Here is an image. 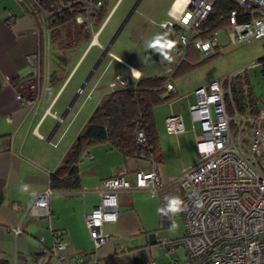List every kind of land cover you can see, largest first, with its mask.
Instances as JSON below:
<instances>
[{"label": "crops", "instance_id": "obj_1", "mask_svg": "<svg viewBox=\"0 0 264 264\" xmlns=\"http://www.w3.org/2000/svg\"><path fill=\"white\" fill-rule=\"evenodd\" d=\"M135 1L114 0L112 8L118 2V6L124 2L122 17L130 11ZM186 2L187 0H140L136 12L133 11L126 21L124 19L128 13L123 18L122 28L127 27L129 18L135 15L128 28L129 34L137 35L141 32L151 38L154 34L163 36L161 24L176 17ZM111 13L112 10L109 15ZM106 20L107 17L97 30L98 34ZM137 26L139 31L135 32ZM39 30L41 31L40 28ZM41 34V48L45 53L46 38L42 31ZM92 44L98 45L97 38H92L91 44L76 59H65L64 62L59 61L62 56L53 55L57 61H52L50 53L44 55L41 90L36 91L30 106L23 107L16 100V91L32 76L28 56L36 54L38 65V30L33 18L24 11L18 0H0V258L6 261L5 264H31L40 251L49 250L53 246L54 233L63 237L67 249L64 262L52 258V264H73L77 257L93 259L96 255L100 264H147L154 245L161 246L163 238L174 240L185 233L183 222L180 229L179 225H174V215H163L157 211L164 206L157 196L147 189L133 187L117 192L116 220L103 227L109 240L98 250L94 249L84 224V216L100 202L96 192L97 185L119 172L134 186L135 173L150 169L147 161L125 158L105 143L90 148L78 163L79 188L53 190L49 199L48 218L29 214L35 198L48 188L49 174L59 166L95 106L110 92L109 84L114 77L121 76L116 65L120 63L129 68L131 82L140 76L163 70L142 74L124 57L108 51L106 55H110L113 60L105 62V55L83 89L78 91L96 62V57L83 62L84 55ZM171 50L172 48H166L168 53L162 58L166 64ZM109 72L111 73L108 74ZM49 73L54 74L51 83L47 82ZM174 87L176 92L180 90L175 84ZM76 92V99L68 107ZM184 96H178L172 102L154 109L163 155V162L156 166V170L165 187L170 186L179 177L181 170L189 168L197 158L194 133H198L200 127L191 122L188 97L185 99ZM184 100L185 104L182 102ZM65 110L67 111L61 118ZM170 113L182 118L184 131L178 136L168 134L165 130L164 119ZM25 185L27 190H24ZM176 215L182 220L180 213ZM179 250L181 248L171 250L174 253H170L169 258H164L163 261L157 260L158 264L183 261L176 254ZM149 262L154 264L155 261Z\"/></svg>", "mask_w": 264, "mask_h": 264}, {"label": "built area", "instance_id": "obj_2", "mask_svg": "<svg viewBox=\"0 0 264 264\" xmlns=\"http://www.w3.org/2000/svg\"><path fill=\"white\" fill-rule=\"evenodd\" d=\"M32 1L46 38L45 54H49L50 48L49 25L67 12H75V23L88 30L96 40L98 32L93 31V26L102 7L101 0H59L48 9H42ZM215 1L187 0L176 17L161 24L164 36L174 43L167 60L181 58L191 41L203 57L220 53L222 46L216 33L205 38L192 37L207 19ZM232 1L242 12L231 10L226 17L228 26L225 32L229 41L250 43L264 37V0ZM28 63L32 76L16 91V100L23 107L30 106L35 99L36 54L28 56ZM159 73L170 75L172 67L165 66ZM241 73L243 70L236 74ZM231 77L226 76L194 90L196 99L188 104V112L191 122L200 127L199 132L194 133L197 158L189 168L181 170L170 186L165 187L160 182L154 166L138 170L134 186L119 172L97 185L100 202L84 216L95 250L109 240L103 227L116 220L110 218L116 217L117 192L134 187L147 189L164 205L165 197L171 196H178L184 202L185 210L180 213L184 235L174 240H163L160 244L167 251L181 248L186 257L183 261L173 260L169 264H264V109L254 117L239 115L236 111L233 117L228 116L225 94L229 93ZM125 84L126 81L117 75L109 87ZM166 90L175 92L170 78ZM187 97L184 96L185 99ZM231 122H234L233 128ZM164 127L168 134L174 136L184 131L181 116L174 113L165 117ZM135 139L139 146L144 144V131L138 129ZM52 195L53 190L49 187L43 190L33 201L29 214L48 218ZM66 249L63 237L54 233L53 246L40 251V256L31 264H52V258L64 262ZM73 264H100V260L98 255L93 259L77 257Z\"/></svg>", "mask_w": 264, "mask_h": 264}, {"label": "trees", "instance_id": "obj_3", "mask_svg": "<svg viewBox=\"0 0 264 264\" xmlns=\"http://www.w3.org/2000/svg\"><path fill=\"white\" fill-rule=\"evenodd\" d=\"M42 9H48L59 0H34ZM102 7L96 17L95 23L106 17L105 12L109 0H101ZM23 9L32 18L35 28L38 30L39 50L38 69L36 73L37 88L40 91L44 76V55L41 48L42 34L39 30L40 19L35 3L32 0L20 1ZM231 10L238 13L241 9L232 0H216L207 19L196 29V35L192 37L205 38L218 30L227 28L228 14ZM75 12L65 13L58 16L49 25V45L52 52H62L73 49L80 43L90 38V32L75 23ZM43 46V45H42ZM50 53V52H49ZM216 54L203 57L192 45L187 46L184 55L179 59L167 60L166 66L172 67V73H156L148 76H140L132 82L126 81L124 86H115L110 92L102 97L95 106L87 121L76 135L74 141L64 154L59 166L49 174V188L52 190H69L79 188L78 163L88 153L89 149L98 144H108L117 150L125 158H138L147 161L150 167H156L163 162V155L159 141V135L154 120V109L168 104L177 99L175 92H168L166 84L170 78L173 81L178 75L192 70L196 66L211 60ZM58 57L61 55L57 54ZM60 57L59 61L64 62ZM261 73L264 74V58L259 62ZM48 75V83L53 78ZM232 76V77H231ZM229 93L225 94L226 111L228 116L233 117L236 111L243 116H256L260 109H264V102L259 103L255 95L246 71L241 74L230 75ZM234 122H231V128ZM141 129L145 134V143L139 146L136 143L135 132ZM143 156V157H141ZM185 252V251H184ZM40 254L37 255V258ZM186 257V254H185ZM185 259V258H184ZM6 261L0 258V264Z\"/></svg>", "mask_w": 264, "mask_h": 264}, {"label": "rangeland", "instance_id": "obj_4", "mask_svg": "<svg viewBox=\"0 0 264 264\" xmlns=\"http://www.w3.org/2000/svg\"><path fill=\"white\" fill-rule=\"evenodd\" d=\"M113 4H114V0H110L108 3V7L105 12V15H107L106 16L107 20L104 26H102V29L97 37L99 46L97 44H92L89 47L86 54L84 55L83 62L86 61L88 62V60H90L93 57H96L97 60V58L101 54V47L105 46L114 36L123 18L128 13L127 12L124 16L121 17V15L124 13L125 10L124 2L121 3L119 6H118L119 4L118 2L114 9L112 8ZM111 10L112 13L109 15ZM106 17H103L101 20L95 23V25L93 26V31H97L101 27V24L106 19ZM135 17H136L135 15H132L129 18L130 22L128 23L127 27L121 28V30L118 32L117 36L115 37L112 45L110 46L109 51L116 52L118 53L119 56L124 57V59H126L128 63L138 68L142 74L148 72H154L156 70H160L164 68L166 62L162 58L168 53L166 51V48H161L159 50L148 48L146 42L152 40L151 36L150 37L149 35L144 36L141 32H139L137 35L133 33L132 34L128 33L129 32L128 28L131 25V23L134 21ZM142 22H144V20H142ZM138 31H139V26H137V28L135 29V32ZM156 35L157 34H154V36ZM216 36L219 41V44L222 46L220 53L211 60L206 61L196 66L192 70L184 72L181 75H178L175 78H173L174 79L173 83L177 86L178 89H180L177 92V95L178 96L189 95L187 101L189 103L195 102L196 98L193 93L195 89L205 86L212 81L219 80L226 76L236 74L240 70H244L246 71V76L248 77L249 82L253 87L255 95L259 99V103L261 104V102H264V74L261 73V66L259 64L260 60L264 58V37L257 40H253L250 43L235 44L229 41L227 33L223 29L218 30ZM91 40L92 37L90 36V38L80 43L77 47L62 52L54 53L52 52V47H51L50 57H52V61H57V58L53 57V55L57 56V54L61 55L66 60H71L70 58L76 59L91 44ZM166 41L169 40L165 37L164 40H161V44L165 43ZM198 56H199V60H203L202 55H198ZM110 57H111L110 55H106L105 62L111 59ZM116 66L118 68L117 70L120 73V75L126 81L131 82L132 78L130 77L131 71L129 70V68L120 63H118ZM110 73L111 72H109L108 74ZM112 79L113 76H111V80ZM96 92L97 91H95L94 94H96ZM95 96H97V94ZM182 102L185 104L186 100ZM185 121L187 120L185 119ZM174 220H173V222H175L174 225H179V228L181 229L183 221L181 220L180 216L174 215ZM163 240H169V239L163 238L161 241ZM181 250H179V252H177L176 254L180 256L181 260H184L185 252L183 251V249ZM170 253L172 254L174 252L167 251L160 245H154L153 249L151 250L152 256L150 259L147 260V262L154 260L155 261L154 264H158L157 260L163 261L164 258L166 259L169 258Z\"/></svg>", "mask_w": 264, "mask_h": 264}, {"label": "clouds", "instance_id": "obj_5", "mask_svg": "<svg viewBox=\"0 0 264 264\" xmlns=\"http://www.w3.org/2000/svg\"><path fill=\"white\" fill-rule=\"evenodd\" d=\"M165 37L156 35L152 38V40L147 41V47L151 49H161V48H168L171 49L174 46V43L172 41H166L165 43L161 44V40H164ZM167 58V56H166ZM134 71L135 75H138V73ZM24 190H27V186H24ZM166 204L163 207H160L157 209V211L163 215H176L185 210L184 202L178 197V196H171V197H165ZM111 220H115L116 217L113 216L110 218Z\"/></svg>", "mask_w": 264, "mask_h": 264}, {"label": "water", "instance_id": "obj_6", "mask_svg": "<svg viewBox=\"0 0 264 264\" xmlns=\"http://www.w3.org/2000/svg\"><path fill=\"white\" fill-rule=\"evenodd\" d=\"M140 0H136L135 3L133 4V6L131 7L130 11L128 12L126 18L124 19V21H126V19L132 14L133 11H135L136 6L138 4ZM124 24V22H122V24L119 26V28L117 29V31L115 32L114 36L110 39V41L107 43V45H105L102 49H101V54L99 55L98 59L96 60V62L93 64L92 68L90 69V71L88 72L87 76L85 77L83 83L80 85L79 90L81 91L84 87V85L88 82V80L91 78L93 72L95 71V69L97 68V66L100 64L101 60L103 59V57L108 53L110 46L112 45L115 37L117 36L118 32L121 30L122 25ZM78 92H76V94L71 98L68 107H70L72 105V103L74 102V100L77 97ZM67 110H65L62 115L60 116L61 118L64 117L65 113Z\"/></svg>", "mask_w": 264, "mask_h": 264}]
</instances>
